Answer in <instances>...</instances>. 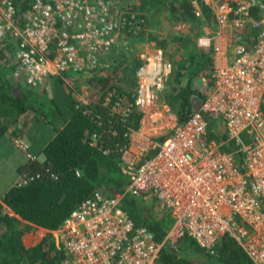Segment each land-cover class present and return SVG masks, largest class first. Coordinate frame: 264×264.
Here are the masks:
<instances>
[{"label": "built area", "instance_id": "obj_1", "mask_svg": "<svg viewBox=\"0 0 264 264\" xmlns=\"http://www.w3.org/2000/svg\"><path fill=\"white\" fill-rule=\"evenodd\" d=\"M203 1L218 30L228 28L230 37L228 61L214 65L209 78L196 80L202 81L200 107L179 121L169 104L159 101L173 64L154 47L139 54L132 101L117 99L112 105L124 117L132 107L141 113L139 128L124 134L128 142L120 149L125 193L156 198L157 214L168 211L170 228L156 241L126 215L119 198L97 190L55 231L61 264H157L162 248H173L183 237L205 253H214L229 237L254 264H264V0ZM121 2L29 0L18 12L16 0H0V40L16 43L18 64L11 79L37 92L60 78L79 102V95L88 98L92 84L78 92L77 77L108 67L111 51L118 53L136 33V14L122 9ZM192 5L200 15L197 0ZM198 43L206 47L211 41ZM207 117L234 143L233 152L206 139ZM16 144L28 148L20 140Z\"/></svg>", "mask_w": 264, "mask_h": 264}, {"label": "trees", "instance_id": "obj_2", "mask_svg": "<svg viewBox=\"0 0 264 264\" xmlns=\"http://www.w3.org/2000/svg\"><path fill=\"white\" fill-rule=\"evenodd\" d=\"M28 2L16 0L18 12H22ZM145 3V8L132 5L130 10L139 20L146 18L144 23L150 31L139 30L132 34L128 54L126 49L118 53L112 50L108 67L77 77L78 92L80 83L92 84L86 103L79 102L74 89L62 79L54 78L46 82L47 87H54L53 97L56 99L47 98L54 103L53 120L47 121L54 136L41 149V157L29 159L18 167L17 172L24 176L25 182L12 185L0 200V264H61L63 250L55 231L82 200L97 190L108 198H119V205L126 215L136 226H144L151 231L156 241H161L170 228L172 219L168 211L158 215L155 199L148 201L125 193L128 179L121 170L120 149L128 142L124 134L139 128L141 113L132 107L124 117L120 112L113 111L112 105L117 99L132 101L141 65V60L135 55L138 48L132 46L133 40L143 44L145 35H148V40L155 41L154 48L165 50L169 42L179 41L182 47L176 51L179 57L173 65V86L169 90L166 86L161 92L162 99L169 104L179 121H184L193 110V98L204 99L194 82L200 77L211 76L213 50L199 47L196 39L194 41L190 37L195 26L177 37L171 30L165 35L160 33V25L166 20L172 23L186 21L193 25L201 21L216 29L217 22L203 0H197L200 16L196 14L192 0H145ZM7 40L8 37L0 40V138L25 116L38 114L47 119L43 111L46 86L43 93H37L8 76L18 62L16 43L10 40L13 44L5 47L3 42ZM165 54L171 56L168 52ZM106 97L110 98L109 102H106ZM60 99L64 101L61 106L55 103ZM207 125V140L221 143V148L227 152L235 150L234 143L217 129L216 120L207 117ZM4 206L8 212L2 213ZM39 227L46 230L44 240L35 247L25 249L22 237ZM179 244H182V250L188 248L207 254L187 237L181 238ZM215 252L216 260L222 264H254L229 237L219 241ZM158 262L190 263L178 250L168 246L162 248Z\"/></svg>", "mask_w": 264, "mask_h": 264}, {"label": "rangeland", "instance_id": "obj_3", "mask_svg": "<svg viewBox=\"0 0 264 264\" xmlns=\"http://www.w3.org/2000/svg\"><path fill=\"white\" fill-rule=\"evenodd\" d=\"M121 4L119 5L122 9H130V7L133 5L135 7L141 6V7H146L145 0H121ZM176 1V0H175ZM178 1V0H177ZM144 12V11H143ZM200 13V12H199ZM200 16V15H199ZM138 18L136 17V20ZM139 20V19H138ZM137 20L136 23V32L139 30H144L145 32L150 31V28L146 26V18L145 20L141 18V22L139 23ZM145 22V23H144ZM145 24V25H143ZM195 26V27H193ZM195 28L194 31L190 32V37L196 39V43L199 46L198 40L199 39H206L209 38L211 43L209 46L202 47L205 48L206 50L212 49L213 50V55H214V46L216 45V37L215 36V28L212 29L209 26H207L204 22H198L195 25L192 23L186 22V21H177L175 23H172V21H163L162 24L160 25L159 32L163 33V35L166 34L168 30H171L173 35L181 36L182 34L188 33L190 28ZM131 36H127L125 38V42L127 44L124 45L122 51L126 49V54H128V51L131 49ZM230 35L228 36L227 40L229 39ZM148 35H145V42L141 44L137 39L133 40L134 43H132L133 48L137 47L138 51H136L135 55L139 57V54L143 51L146 50L148 47H153L155 44L154 40H148ZM13 44L12 41L7 40L3 42V46H11ZM182 45L180 44L179 41H174V43L169 42L167 45L166 50L162 49L164 56L166 59H168L173 65L177 58L179 57V53L176 51L180 49ZM200 47V46H199ZM130 48V49H128ZM165 52L169 53L171 56H168L165 54ZM176 52V53H175ZM14 60V58H12ZM214 64V63H213ZM214 67V65H213ZM214 69V68H213ZM138 72V71H137ZM89 75V74H86ZM11 78V73L8 75ZM196 83V80L194 82L195 87H198V84ZM46 86V93L45 97L43 99V108L46 109L43 111L46 112V117L39 116L38 114H31L29 116H25L22 120L18 121L16 124L11 126V128L8 130V132L4 135L5 136V141L2 144L0 139V191L5 189L6 187H11L12 184H19L23 183L24 176L20 175L17 172L18 165L25 161V163L29 159H35L36 157L38 158L39 153L38 150L40 146H42L44 143H46L54 134L53 129L51 128V125L47 121L53 120V115L54 111L52 110V107L54 103H52L50 100L47 98L49 97L56 100L53 97L54 94V87L52 86ZM167 89H171L173 86L172 82V76L168 84L166 85ZM44 89V87H43ZM43 89L41 91H37V93H43ZM162 100V92L159 93V101ZM58 102V104L61 106V104H64V101L61 99L58 101H55V103ZM43 114V113H42ZM49 123V124H48ZM21 141L22 143L26 144L28 148L26 150H22L17 144L16 141ZM149 155H152L151 151L148 152ZM35 158H34V157ZM40 158V157H39ZM16 173L18 174V178L16 179ZM16 179V180H15ZM11 185V186H10ZM2 198V197H1ZM0 198V200H1ZM153 198L156 201V208L158 210L159 204L156 198L150 197L149 195L145 198V200L150 201ZM2 213L8 212V209L4 206L3 209L1 210ZM164 213V212H163ZM169 215V214H168ZM170 217V216H169ZM46 231L40 228L32 229L28 231L23 237H22V243L24 248H32L37 246L42 240H44ZM56 234V232H55ZM174 250H178L182 256H185L187 260L190 261V263L187 264H222L219 261L216 260V252L214 253H207V254H200L194 252L192 249L185 248L182 250V244H176L173 247ZM157 264L159 262L157 261Z\"/></svg>", "mask_w": 264, "mask_h": 264}, {"label": "crops", "instance_id": "obj_4", "mask_svg": "<svg viewBox=\"0 0 264 264\" xmlns=\"http://www.w3.org/2000/svg\"><path fill=\"white\" fill-rule=\"evenodd\" d=\"M220 30V29H219ZM218 30V27H216V30H215V33L217 32V31H219ZM221 33L218 35V36H215L216 38V41H217V43H216V45H215V50H217V51H214V55H213V63H214V65H221V64H224L225 62H227L228 61V56H227V54H228V49H227V44H226V42H227V38H228V36L230 35V30L228 29V28H222L221 30ZM86 84L85 83H80V85H79V90H80V92H81V90L83 89V87L85 86ZM80 97H79V99H81V101L82 102H86L87 100H88V98L87 97H85V96H83V95H79ZM54 136V134L52 135V137ZM51 137V138H52ZM135 137H137V136H135ZM0 139H2L1 140V143L3 144L4 143V141H5V136H2ZM48 142V141H47ZM46 142V143H47ZM46 143H44L42 146H40V148H39V150H38V152L37 153H39L40 151H41V149L44 147V145L46 144ZM40 155V154H39ZM40 157H41V155H40ZM25 161L26 160H24V162L23 163H21L20 165H22V164H24L25 163ZM20 165H18V167L20 166ZM18 178V174L16 173V179ZM15 179V180H16ZM13 185V184H12ZM11 186V185H10ZM10 187H6L5 189H3V190H1L0 191V198L4 195V193L6 192V190H8Z\"/></svg>", "mask_w": 264, "mask_h": 264}, {"label": "water", "instance_id": "obj_5", "mask_svg": "<svg viewBox=\"0 0 264 264\" xmlns=\"http://www.w3.org/2000/svg\"><path fill=\"white\" fill-rule=\"evenodd\" d=\"M193 100H195V102L193 103V110H197L200 107L202 100L199 99L198 97H194ZM56 239L58 242V236L57 235H56Z\"/></svg>", "mask_w": 264, "mask_h": 264}, {"label": "clouds", "instance_id": "obj_6", "mask_svg": "<svg viewBox=\"0 0 264 264\" xmlns=\"http://www.w3.org/2000/svg\"><path fill=\"white\" fill-rule=\"evenodd\" d=\"M218 27V26H217Z\"/></svg>", "mask_w": 264, "mask_h": 264}]
</instances>
